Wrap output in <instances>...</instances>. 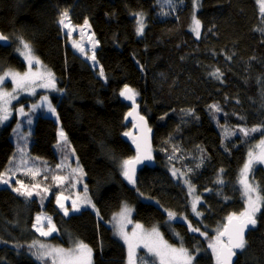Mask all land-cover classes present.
<instances>
[{
    "label": "trees",
    "instance_id": "1",
    "mask_svg": "<svg viewBox=\"0 0 264 264\" xmlns=\"http://www.w3.org/2000/svg\"><path fill=\"white\" fill-rule=\"evenodd\" d=\"M195 4L199 38L191 30L194 0L172 5L166 0H0V33L8 37L0 45V75L26 70L18 51L21 39L54 74L57 91L51 99L98 209L66 216L52 196L45 213L57 231L43 240L67 249L83 242L92 249L93 264H126L127 249L110 221L129 204L134 223L158 227L168 244L195 256L192 264H216L208 245L229 215L245 211L241 171L248 152L256 153L264 139V131L248 136L239 131L264 125V10L260 0ZM64 10L73 25L88 21L98 42L97 61L67 41L58 23ZM136 13L143 14V35L136 31ZM217 69L221 79L210 75ZM125 85L138 93L140 113L153 135L154 164L138 171L135 184L127 182L122 168L136 156L132 142L124 139L132 129L126 120L132 107L119 95ZM60 145L52 116L41 114L32 125L14 118L0 126V173L29 174L38 184L45 174H65L73 161L67 143ZM172 170L200 196L196 213L189 184ZM248 179L264 197V167L254 163ZM41 212L37 198L0 188V264H53L33 255L42 242L34 226ZM256 220L234 264H264V200Z\"/></svg>",
    "mask_w": 264,
    "mask_h": 264
},
{
    "label": "snow or ice",
    "instance_id": "2",
    "mask_svg": "<svg viewBox=\"0 0 264 264\" xmlns=\"http://www.w3.org/2000/svg\"><path fill=\"white\" fill-rule=\"evenodd\" d=\"M166 2L169 5H172L175 3V0H166ZM262 6H264V0H261ZM194 7H195V0H194ZM262 10H264V7H262ZM139 18L137 20V34L143 35L145 24H144V18L142 13H136ZM58 23L66 29H69L70 32L74 31L75 28L71 26L70 20H69V13L67 10H64L61 12L60 18L58 20ZM84 26H88V21H84ZM192 31L195 33L196 37L199 38L201 34V22L199 19H197L195 16H193V27ZM70 34V33H69ZM8 37L0 33V41H7ZM98 43V42H96ZM20 44L22 45V50L18 49L20 51V54L28 61L29 68H31V65L33 62L40 63L39 59L34 56L32 48L29 43L20 40ZM74 47L79 48V50L83 53L84 48L80 47V45L76 44L74 42ZM95 46V45H94ZM92 60L95 61V54L90 57ZM228 59H231V57H228ZM99 75L101 77L104 76L103 69H99ZM213 77L216 79H221L222 73L219 69L215 70L214 72L210 73ZM8 76L12 77L13 83L16 85V87L20 90H25L28 85L31 83V73L25 72L23 75H21L18 72H12L9 70L8 72H5L2 76H0V84H3L4 79ZM49 80L47 83H45L44 87H51L55 88V79L54 74L51 72L48 73ZM119 95L121 97H124V99L129 100L132 102L133 105H136V96L138 93L129 87L128 85H125L123 89L119 92ZM12 97V98H18L17 96H13L11 93L7 92H0V101L3 102L2 105H0V124H2L4 121H7L9 119L8 115V108H7V99L6 97ZM45 101H47V97L45 96L43 98ZM37 107L36 105L33 106V108ZM138 107V105H136ZM211 108L215 109L216 111H222V109L219 108L217 105H211ZM48 110L49 112L55 114V108L52 107L51 103H48ZM135 111V108L133 109ZM20 113H24V109L21 107L19 108ZM133 113L129 112L128 115L131 116ZM58 118V117H57ZM140 120H143L144 118L141 116L139 117ZM28 123L31 124V119L28 120ZM19 128V125H17ZM150 131V129L148 130ZM240 132H242L245 136H248L250 132H257V131H264V125H260L257 127H253L251 129H246L241 127L239 129ZM227 134V133H226ZM60 137L66 141V136L63 130L59 133ZM125 136L131 135L128 132L124 133ZM133 142L135 143L136 140L133 138ZM139 144L137 145V149L139 151ZM257 147L260 149L258 153H254L253 151L248 152V159L246 163L244 164V167L241 171V179L239 183L243 187V195L245 197L246 202V209L245 211L239 213L237 215L236 213H232L228 216V226H226L223 231L219 232L216 240L214 243H211L208 245L209 248L212 249L213 255L216 260V264H232V258L236 256V250L243 251L247 246V241L245 239V231L248 229L249 226H252L253 228L257 224L256 220V213L260 210L261 201L264 200V197H261L258 193V186L254 185L253 183H250L248 180V175L252 169V166L254 163H259L264 165V139L260 140L259 145ZM143 158L145 159H151L150 154H146ZM140 160V157L137 156L133 160H125L123 161L122 168H123V175L126 179L129 180L130 183H134L133 175H134V163L138 162ZM82 169H74L73 171H77ZM11 170H7L4 173H0V184L4 185H10L11 176L9 175V172ZM223 169H221V172ZM173 175L175 176L176 173L173 172ZM8 178H5V177ZM54 180L62 181L64 178L61 176H54ZM218 184H223L224 181L222 178H218L216 181ZM17 183L20 185V187H13L12 191L17 192L18 194L25 196V197H31L33 195V191L29 190L30 188H38V184L34 185H28L25 186L23 182L17 181ZM186 184H189L190 187V193L194 191V187L191 186L190 181L185 180ZM23 189V190H21ZM46 191V189H45ZM85 195L87 193V187L85 186ZM255 194V195H254ZM39 195V193H37ZM56 202L59 204L61 209L64 211V215H68V209L65 208L64 204L61 203V197L57 196ZM199 202V197L197 196L193 202L192 208L193 211H196V204ZM89 204H91V201H88ZM94 208L95 206L92 205ZM72 208L75 211H79V208L76 205V202L73 201ZM130 211L128 207L125 205V208L122 213L119 215L121 218H124L126 214ZM201 213H197V215H200ZM169 218H174L175 214L169 212L168 213ZM47 219V230H45L44 225L41 224V216L37 215L36 217V223L38 225H41L40 227H37V231L40 232L43 236H48L52 232L57 231L56 226L52 224L51 218ZM115 219V218H114ZM35 226V225H34ZM141 227L140 225H137V228ZM191 231L197 232L199 229L197 228H190ZM120 235L124 239L125 243L128 245V259L129 264H134V245L132 243V240L129 238L128 234L123 231V227L120 228ZM201 235H204V233H201ZM133 237H137V233H132ZM222 237H226L225 239H221ZM143 244V247L148 250L149 253H151L153 256H156L159 258L160 264H174V261L180 260L182 264H192V261L195 259L194 255H190L189 251L183 247L177 249L173 246L167 244V242L163 241L162 237L160 236L159 232L153 228L150 233L141 234L136 241L135 247L140 246V244ZM37 242H33V244L29 245L28 247L34 248L36 247ZM45 245L43 243L39 244L40 249H45ZM91 253L92 249L88 247V245L84 244L83 242H78L76 246L71 250H65L63 248H53L50 250H47L45 252H34L33 255L37 257V259H41L43 256L50 255V254H58L60 256L61 264H91ZM55 264V261L53 262ZM146 264V262H145Z\"/></svg>",
    "mask_w": 264,
    "mask_h": 264
},
{
    "label": "rangeland",
    "instance_id": "3",
    "mask_svg": "<svg viewBox=\"0 0 264 264\" xmlns=\"http://www.w3.org/2000/svg\"><path fill=\"white\" fill-rule=\"evenodd\" d=\"M197 1H199V0H196V3H197ZM260 3H261V0H260ZM262 7H264V6H262ZM196 8H197V5L195 4L194 16L197 18ZM70 24L72 27L75 28L74 31L70 32L69 29L63 28L64 33L67 37V41L70 42V44L72 46L75 42L76 44L80 45V47H83L84 48V52L82 53L83 56L86 59H88L89 61L93 62L94 60L89 58V55L91 57L94 53L95 54V60H96V51H97L98 44L96 43L97 42L96 36L93 33L89 23H88V26H84V24L83 25H73L70 21ZM192 27H193V18H192V23H191V30H192ZM31 48H32L34 56L36 57L35 51H34L32 46H31ZM75 48L79 50V48H77V47H75ZM20 57L24 61V63L26 64V70H24L23 72H18V71H14V70H11V71L12 72H18L21 75H23L25 72H30L31 73V83L23 91L16 87V85L13 83L11 76L6 77L4 79L3 84H0V92L11 93V94H13V96L18 97V98H12L11 96L6 97V99L8 101L7 108H8L9 119L7 121H4L2 124H0V126L9 123L14 118H17L19 120V124H22L25 121L27 122V124H29L28 123L29 119H31V121H33L39 115L46 114L48 116H52L53 119L59 124V133L61 130H63V132L65 133L64 129L62 128L59 117L57 115L56 109H55V114L49 112V110H48V103H51L52 107L55 108L54 103L52 102V99H51V95L57 91V86L55 88L43 86L49 80L48 73L51 72L50 69L42 63H35V62H33L31 65V68H29L28 61L21 54H20ZM6 72H8V71H6ZM2 75H0V76H2ZM55 84H56V81H55ZM45 96L47 97V101H45L43 99ZM2 104H3V102L0 101V105H2ZM34 105H36L37 107L33 108ZM21 107L24 109V113L19 112V108H21ZM31 125H32V123H31ZM65 136L67 138L66 141L64 139H62L59 135V143L61 144L60 146H62V144L64 142L67 143V145L69 147V151H67L68 159L71 161V163L73 161L72 169L67 170V173H65V174H63V173L45 174V175L41 176V178H39L40 181L38 184V180L34 179L33 176L29 177L30 176L29 174L23 175L20 172H15V175H13V176L11 174H9L11 176V180H10L11 186L0 184V188L9 187L12 189L13 187H15L12 184L13 181H16V183H17V181L23 182L22 180H20L18 178L19 176H23V179L29 178L30 180H35V182L33 184H25L24 182H23V184L25 186L34 185V184L39 185L38 188H34V189L30 188L29 190L33 191L32 196L34 198H37L40 201V204L42 206V212L38 215L41 216V224L44 225L45 230H47V226H48L46 218L50 217L48 214L45 213V206L52 196H55V198H57V196L61 197V203H63L65 208H67L69 210L68 215H66V216H70L72 214H77L84 209H91L94 212H98L97 206L95 205L94 201L89 196L88 189H87V193L85 195L84 189H85V186L87 187L85 172H84L81 164L79 163V161L77 159V156L74 152L73 146L69 142L66 133H65ZM15 142L17 143L18 141L15 140ZM23 151H25V150L20 149L18 152H23ZM259 151H260V149L258 148L256 153H258ZM20 155H21V153L19 154V156ZM40 161H43V160H40ZM255 164H259V163H255ZM259 165L264 167V165H262V164H259ZM25 167H26V169H32L33 166L30 164H26ZM74 169H82V171H80V170L73 171ZM173 172L176 173L175 178L179 179L182 183H185V176L180 171L172 170V173ZM37 173L38 172H35V174H37ZM54 176H61L64 179L62 181L54 180L53 179ZM70 176L72 178V181L70 179ZM5 178H8V177L6 176ZM45 189H46V191H45ZM37 193H39V195H37ZM191 197H192V200L194 202L195 198L197 197V194L195 193V191L191 192ZM89 200L91 201V204L88 203ZM73 201L76 202V205L79 208V211L73 210V208H72ZM199 202H200V196H199ZM199 202L196 204L197 206H196L195 213L197 212ZM56 205L60 209V211L64 214L63 209H61V207L59 206V204L57 202H56ZM92 205H94L95 207L93 208ZM125 205L128 207V209H130V211L126 214V216L124 218H121V216L119 214L123 212ZM132 215H133V208L129 204H123L121 209L113 216V218L110 221V226L114 230L115 236L125 245V247L127 249V263L126 264H129L128 245L125 243L124 239L120 235L121 226L123 227V231L128 234L129 238L132 240V243L134 245V256H133L134 264H145V262H146V264H160L159 258L156 256H153L151 253H149L148 250L143 247L142 242H141L140 246L135 247L137 238L141 234L150 233L153 228H146L143 225L141 226V224H139V223H134L132 221ZM51 222H52V224H54L52 218H51ZM137 225H140L141 227L137 228ZM40 226L41 225H38L35 222L36 229H37V227H40ZM155 229L159 232L163 241H165V239L163 238V236L161 234L160 229L158 227H155ZM133 232L137 233V237L132 236ZM54 233H56V231L52 232L48 236H43L39 232V234L41 236V241H42L41 243H43L46 247H45V249H40L39 248L40 243H39L38 247H37V252L38 251L39 252H45V251L53 249V248H62L58 245H54V244H52L46 240H43V239L49 238ZM78 242L79 241H77L75 243V245H73L69 249H67V248H63V249L71 250L76 246V244ZM173 247L177 248V249L181 248V247H176V246H173ZM189 254L191 255L190 252H189ZM39 260L44 261V263H45V261H47V263H48V261H50L51 263H53L55 261V264H61L60 256L58 254L46 255V256H43ZM90 260H91V264H93V253H91ZM174 264H182V262L180 260H176V261H174Z\"/></svg>",
    "mask_w": 264,
    "mask_h": 264
},
{
    "label": "water",
    "instance_id": "4",
    "mask_svg": "<svg viewBox=\"0 0 264 264\" xmlns=\"http://www.w3.org/2000/svg\"><path fill=\"white\" fill-rule=\"evenodd\" d=\"M0 45L4 46L5 41H0ZM124 100L131 105L132 109L130 112L133 113L131 116H129L128 114L126 116L127 122L132 123V129L129 132L131 135L124 136V139L129 141V142H132V146L136 152L135 158L137 156L140 157V160L138 162H135L133 165L134 166L133 179L136 182L138 171L146 165L152 166L154 164V158H153V153H152V151H153V135H152L151 130L148 131L150 129L149 123H148L146 117L140 113V109H139V105L137 103V100H136V105H138V107H136V105H133L131 101L126 100V99H124ZM134 108H135V111H133ZM141 116L144 118L143 120L139 119V117H141ZM133 138H135V140H136L135 143L133 142ZM138 144L140 146L139 151L137 149ZM146 154H150L151 159L143 158ZM126 180L128 183H130L128 179H126ZM135 182L130 183V184H135ZM226 226H228V223L226 224ZM252 228H253L252 226H249L248 229H246L245 234H244L245 239L247 237V234L249 233V231ZM224 239L226 240V237H224ZM237 251L238 250H236V253H237ZM236 257H237V254H236V256H234L232 258V264H234Z\"/></svg>",
    "mask_w": 264,
    "mask_h": 264
},
{
    "label": "bare ground",
    "instance_id": "5",
    "mask_svg": "<svg viewBox=\"0 0 264 264\" xmlns=\"http://www.w3.org/2000/svg\"><path fill=\"white\" fill-rule=\"evenodd\" d=\"M248 235V234H247Z\"/></svg>",
    "mask_w": 264,
    "mask_h": 264
}]
</instances>
